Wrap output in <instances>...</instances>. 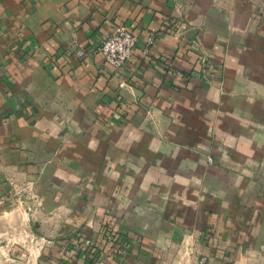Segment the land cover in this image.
<instances>
[{
  "label": "crops",
  "instance_id": "1",
  "mask_svg": "<svg viewBox=\"0 0 264 264\" xmlns=\"http://www.w3.org/2000/svg\"><path fill=\"white\" fill-rule=\"evenodd\" d=\"M3 204L63 206L74 264H264V0H0Z\"/></svg>",
  "mask_w": 264,
  "mask_h": 264
},
{
  "label": "rangeland",
  "instance_id": "2",
  "mask_svg": "<svg viewBox=\"0 0 264 264\" xmlns=\"http://www.w3.org/2000/svg\"><path fill=\"white\" fill-rule=\"evenodd\" d=\"M13 206L6 212L11 206L0 205V264H74L80 259L84 233L73 230L79 234L75 237L68 233L73 224L63 206L37 204L27 210Z\"/></svg>",
  "mask_w": 264,
  "mask_h": 264
},
{
  "label": "built area",
  "instance_id": "3",
  "mask_svg": "<svg viewBox=\"0 0 264 264\" xmlns=\"http://www.w3.org/2000/svg\"><path fill=\"white\" fill-rule=\"evenodd\" d=\"M139 37L136 33L130 31L122 24H116L112 30L106 33L98 47V52L103 56L105 61L115 70L116 75L121 78L120 89L131 87V84L122 79V72L126 64L133 57L134 49L138 43ZM82 57L85 52L80 51ZM201 79L206 80L212 75L218 73L219 67L215 65L209 58L200 57L198 60ZM168 73L173 77H184L185 75L174 66H168ZM212 162V160H211ZM200 264H208V258L203 257Z\"/></svg>",
  "mask_w": 264,
  "mask_h": 264
}]
</instances>
